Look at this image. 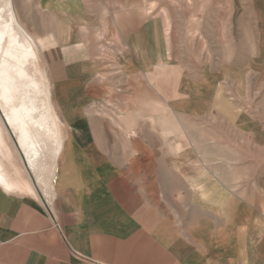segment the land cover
<instances>
[{"label": "rangeland", "instance_id": "1", "mask_svg": "<svg viewBox=\"0 0 264 264\" xmlns=\"http://www.w3.org/2000/svg\"><path fill=\"white\" fill-rule=\"evenodd\" d=\"M0 8L15 11L37 44L29 37L27 67L40 88L29 97L56 114L62 150L93 146L126 163L134 192L173 217L174 240L192 255L202 243L212 263L220 252L223 264L264 263L255 259L264 244V0H0ZM70 30L88 54L61 86L59 60L37 38ZM6 120L0 106L12 154L0 158L13 178L18 171L37 185Z\"/></svg>", "mask_w": 264, "mask_h": 264}, {"label": "crops", "instance_id": "2", "mask_svg": "<svg viewBox=\"0 0 264 264\" xmlns=\"http://www.w3.org/2000/svg\"><path fill=\"white\" fill-rule=\"evenodd\" d=\"M87 3L91 5L89 8H97L95 3ZM14 14L18 25L37 49L15 11ZM60 32L61 36L41 34L37 40L45 55L58 58L59 61L53 63V72L59 80L57 84L64 86L70 81L68 79L74 78L71 74L79 66L80 58L87 57L88 49L82 40L73 38L71 30ZM56 119L55 114V134L60 141L56 171L57 167L59 169L50 196L45 194L36 175L37 185L34 186L21 179L18 171L13 178L0 158L3 167L0 172L6 178V182L0 181V264L211 262L206 252H201L205 244H199V256H194L188 242L174 240L173 217L170 219L157 208L143 203L142 195L136 194L127 180L126 163L105 159V152L93 146L69 144L62 150ZM2 137L4 149L9 153L4 160H10L12 154L4 128ZM18 144L24 162L31 170L19 140ZM258 254L261 256L255 259H264V244ZM215 255L217 261L211 263L223 264L222 260L218 261L223 258L222 253ZM244 260L243 264H252L250 259Z\"/></svg>", "mask_w": 264, "mask_h": 264}, {"label": "bare ground", "instance_id": "3", "mask_svg": "<svg viewBox=\"0 0 264 264\" xmlns=\"http://www.w3.org/2000/svg\"><path fill=\"white\" fill-rule=\"evenodd\" d=\"M4 13L5 10L0 8V106L8 125L18 133L20 146L31 170L45 194L50 196L56 176L55 159L60 150L53 120L55 114L48 108L41 111L36 99L29 97L31 91L40 92L27 67L35 56L34 47L29 36L18 25L12 9H9L7 16ZM30 88L33 90L30 91ZM50 115L53 116V121H49ZM3 150L4 139L0 130V157ZM2 168L0 163V170ZM0 181L6 182L1 172Z\"/></svg>", "mask_w": 264, "mask_h": 264}]
</instances>
